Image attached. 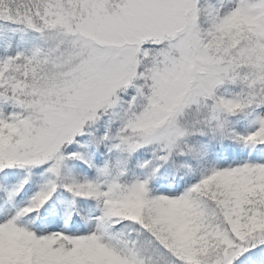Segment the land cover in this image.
Segmentation results:
<instances>
[{"label":"snow or ice","instance_id":"obj_1","mask_svg":"<svg viewBox=\"0 0 264 264\" xmlns=\"http://www.w3.org/2000/svg\"><path fill=\"white\" fill-rule=\"evenodd\" d=\"M0 264H264V0H0Z\"/></svg>","mask_w":264,"mask_h":264}]
</instances>
